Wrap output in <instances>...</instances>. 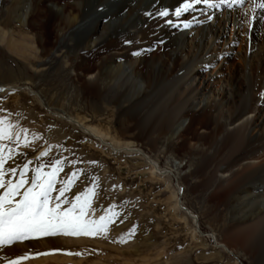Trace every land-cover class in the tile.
I'll return each instance as SVG.
<instances>
[{"label":"rangeland","instance_id":"rangeland-1","mask_svg":"<svg viewBox=\"0 0 264 264\" xmlns=\"http://www.w3.org/2000/svg\"><path fill=\"white\" fill-rule=\"evenodd\" d=\"M121 2L89 0L85 22L92 21L98 13L112 11ZM12 5V0H0V28L10 31L13 40H17L20 29L34 40L37 30L28 25L20 26ZM246 6L239 9L240 20L235 18L238 10L233 9V17L238 23H234L231 38L226 41L230 27L228 18L223 35L225 41L219 48L221 53L226 47H231L226 54L228 60L224 68L227 66L231 75L240 78L238 83L242 87L246 85L244 71H253L254 75L256 72L264 74V18L258 19L255 36L246 34L243 40L238 39L237 24L244 23L240 27L246 29L251 24L247 22ZM227 16H230L229 12ZM195 19L199 22L192 23L189 37L196 38V32L207 21L210 26L215 25L213 19ZM48 28L49 32L53 30L50 24ZM53 33L45 35L49 40L47 49L41 53L38 50L35 58V52H28L31 56L27 61L22 60L17 52L8 50L6 40L0 43V120L6 118L13 132L11 141H0V144L14 150V158L7 166L22 168L31 161L29 170H26L31 176L30 169L52 165L59 159L63 162V171L59 173L58 181L77 173L76 177H72L74 184L67 193L68 198L95 188L92 217L98 219L112 212L118 215L104 235L30 238L0 248V264H7L8 260L18 257H28L19 260L18 264H264V256L257 258L250 254L245 250L243 241H233L230 234L232 224L242 228L249 222L246 219L250 205H245L246 198H211L209 191L212 187L201 192L197 183L202 175L192 174L201 157L196 149L189 150L180 137L168 139L151 131L140 134L137 128L131 127V117L117 115L115 100L120 94L123 99L135 94L133 80L116 78L113 84L101 83L98 98L86 96L82 86L86 76L80 69L72 70L66 62L67 57L79 54L82 46L76 44L81 32L68 29L61 33L57 41ZM212 41L210 36L203 37L197 52L192 55L197 59L201 57L210 50ZM236 46H241V59L236 56ZM251 55H254L252 59ZM254 75L250 76V80L255 78ZM10 85H15L17 90L4 89ZM25 89L30 91L29 94ZM31 92L40 96L38 101ZM105 108L112 109L110 114L105 115ZM52 112L78 117L85 124L106 132L115 142L130 141L133 145L128 149L117 146L115 150L110 146L109 150L106 141L99 142L80 127L52 116ZM187 121L188 118L184 119V125ZM191 126L195 127L193 123ZM195 130L200 132L198 128ZM15 133H20L19 140ZM138 149L156 160L164 170L163 175L151 172ZM42 152L47 155L41 156ZM44 170L51 171V167ZM256 184H252L251 189H256ZM177 185L182 189L181 193L178 190V199L183 207L197 216L194 225L183 209L174 206ZM209 233H214L217 241L225 243L232 254L216 247ZM11 252H15L14 255ZM47 256L45 263H37Z\"/></svg>","mask_w":264,"mask_h":264},{"label":"bare ground","instance_id":"bare-ground-1","mask_svg":"<svg viewBox=\"0 0 264 264\" xmlns=\"http://www.w3.org/2000/svg\"><path fill=\"white\" fill-rule=\"evenodd\" d=\"M12 3L20 26L28 25L35 28L37 33L32 40L20 29L17 40H13L10 31L0 28V43L6 40L5 47L17 52L22 60L27 61L31 56L28 52H35V58L38 50L41 53L47 49L49 40L45 35H50L53 30L56 41L68 29L80 31V38L75 44L81 45V50L76 57H67L66 62L72 70L80 69L86 76L82 82L85 95L98 98L99 85L113 84L116 78L133 80L136 85L135 94L124 99L120 94L115 100L117 115L131 117V127L137 128L140 134L151 131L163 134L168 139L180 137V141L187 144L189 150L196 149L201 157L192 174L202 175L197 183L198 188L204 192L212 187L209 191L211 198H246L245 205H250L246 219L249 222L242 228L232 224L230 234L234 239H231L235 242L243 241L245 250L257 258L264 256V74L256 72L254 75L253 71H244L246 85L239 86L240 78L236 79L231 75L227 66L224 68V63L228 60L226 54L231 47H226L221 53L219 51L222 43L230 40L233 25L238 23L235 20L241 19L240 10L235 19V7L229 9L221 5L217 9L199 4L193 11L177 18L173 11L181 0H122L112 11L98 13L87 23L84 18L89 0H12ZM252 7V4H247L243 8L247 14L244 17L247 22H251L250 28L240 27L244 23L237 24L240 40L246 34L255 36L258 19L264 18V12L257 9L256 19L253 21V13L250 11ZM164 9H168V17L158 15ZM228 12L230 16H227ZM209 16L215 20V25L210 26L207 21L196 32V38L189 37L192 23L196 21L193 18L204 20ZM228 18L229 34L224 40ZM167 19H171L173 24H165ZM184 22L192 23L189 28H184ZM49 24L53 27V30L50 28L51 32L48 31ZM206 36L213 39L211 48L197 59L192 53L197 52L200 40ZM240 48L238 46L235 51L239 59L242 57ZM253 57L251 55L250 58ZM251 75L255 76L252 80ZM9 88L11 91L17 90L15 85L4 89L10 90ZM24 91L27 94L30 92L26 89ZM31 93L38 101L40 96ZM105 110V115L112 111L110 108ZM52 114L80 127L99 142L106 141L109 150H115L117 146L128 149L133 145L130 141L120 142L121 144L115 142L106 132L85 124L78 117L58 112ZM186 118L188 121L184 125ZM192 123L195 127L191 126ZM196 128L200 132H196ZM138 152L150 166L152 173L163 175L164 170L156 160L141 149ZM256 182V189H251ZM178 190L181 193L179 185L175 187L174 206L183 209L194 225L197 216L183 207L178 199ZM208 235L213 238L216 247L232 254L225 243L216 240L214 233ZM14 253L11 252L12 255ZM46 260L48 256L39 259L37 263H45Z\"/></svg>","mask_w":264,"mask_h":264},{"label":"snow or ice","instance_id":"snow-or-ice-1","mask_svg":"<svg viewBox=\"0 0 264 264\" xmlns=\"http://www.w3.org/2000/svg\"><path fill=\"white\" fill-rule=\"evenodd\" d=\"M199 4L217 9L223 5L229 9L235 7L237 10L246 4H252L250 11L253 13V21L256 19L257 9L264 12V0H181L173 15L179 18L183 13L193 11ZM158 15L168 17L169 11L164 9ZM193 20L195 21V18ZM165 23L172 25L173 21L167 19ZM191 23L184 22L183 27L189 28ZM11 128L6 118L0 120V141L12 140ZM15 135L19 140L20 133ZM24 143H28L26 137ZM44 155L47 153L42 152L41 156ZM13 158L14 150L0 144V248L30 238L57 235L95 237L106 234L109 225L115 223L113 218L118 215L115 212L101 215L98 219L92 217L95 188L68 198L67 193L74 184L72 177H76L77 173H72V176L64 181H58L59 173L63 171L61 160L57 159L52 165H40L30 169L32 175L29 176L26 170H29L31 161L25 163L22 168L7 166ZM47 167H51V171H45ZM26 258L28 257L8 260L7 264H18L19 260Z\"/></svg>","mask_w":264,"mask_h":264}]
</instances>
